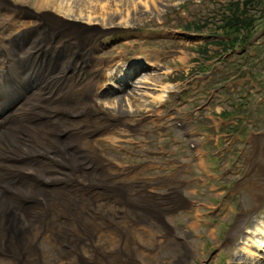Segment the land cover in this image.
Wrapping results in <instances>:
<instances>
[{
	"label": "rangeland",
	"instance_id": "374dc122",
	"mask_svg": "<svg viewBox=\"0 0 264 264\" xmlns=\"http://www.w3.org/2000/svg\"><path fill=\"white\" fill-rule=\"evenodd\" d=\"M5 1L9 0H0V9L5 5ZM25 1L28 2H24L22 6L30 9L35 4L33 2H36ZM68 1L71 7L67 6ZM230 1L64 0L62 2L66 6L63 7L64 10L57 4L54 7L46 6L45 9L61 11L66 18L72 17L76 22L88 23L76 27L80 31L94 34V38H89L90 44L98 38L100 30L103 31L98 43L101 41L106 46H97L100 49H96L94 58L98 68L107 70L108 74H113L116 70L112 61L116 56L119 58L122 50L127 57L126 67H129L132 61L141 60L140 58L155 61L156 66L151 65V68L140 70L132 74V77L128 74L126 79L129 84L126 88L124 86L123 93L119 88L126 85V81L118 80L113 74L114 77L110 79L113 84H117L115 91L107 89L101 92L98 86L93 93L100 81V77H97L93 90L91 88V93L88 94L92 96L90 100L96 105L95 108L114 123L109 127L108 138L104 136L93 140L100 153L115 166L139 167L127 175L125 182L142 178H147V181L155 179L156 185L149 186V190L157 194L158 202H164L162 199H165L164 196L169 193V189L178 185L187 199L182 196L181 191L173 190L167 195L171 199H165L172 203L167 207L168 210L163 208L162 214L158 211L157 213L149 211L145 212L146 215L141 213L145 201L140 208L141 211L134 210L127 204L140 196L130 188L124 196L119 192L121 198L126 201L124 206L116 207L112 201L108 203L95 201V207H92L90 213L93 214V211L99 213V210L103 209L114 213L116 216L105 218L109 220L115 217L110 220L121 225L120 236L124 244L130 238L134 241L138 236L144 245L150 248L146 251L138 245L131 244L135 252L123 251L127 256H135L143 264H264V252L253 249L257 255H262L261 259H253L249 253L241 251L244 246L250 247L241 243L245 232L260 221L264 224V57H262L264 51L258 50V54L255 53V64L254 50L250 55L234 56L235 53L231 52L224 61L221 60L225 58L223 56L225 52L217 46H209L212 53L209 59L198 54L203 41L215 42L226 39L218 36L224 34L221 29L217 33L216 25L226 16L231 6ZM9 3L5 5L8 15H0L1 41L8 40L12 34H16L21 25L29 27L38 23L32 16L14 17L13 25H10L7 19H10L12 13L8 17L9 12L14 13L15 8L14 4ZM79 7H84L85 10L80 13ZM248 8L250 11L245 14L247 18L255 13L256 15L264 13L262 5L258 7L251 5ZM34 11L36 14H42ZM97 20L99 22H96ZM110 24L113 25L107 27ZM187 24L194 27L190 29L191 33L183 31L187 29L185 27ZM197 24L199 26L205 24L202 27V34L193 35ZM254 25L256 26L252 44L262 42L261 49L264 50V19L260 18ZM129 27L149 28L151 39L137 43L131 34L111 36L121 31L119 28ZM15 43L21 44L20 41ZM242 48L238 47L241 50ZM105 62L106 65H102ZM1 63L0 58L2 67ZM217 63L223 67V71L216 69ZM250 76L253 82H250ZM185 77L187 79H183ZM108 82L110 80L106 78L103 82L104 87H108ZM173 85L180 90L178 94L182 96L180 100L176 99L175 94L168 93V89ZM185 86L189 89H185ZM78 87H81L80 83ZM107 94L111 98L137 97L140 101L133 99L131 101L133 105L130 106L133 109L128 110L129 106L123 105L119 108L111 100H106ZM160 94L168 95L162 105L153 101V98ZM153 109L156 115L154 121L149 118L148 112ZM173 111H180L189 127L196 132L191 137L194 139V149L190 146L192 140L186 138L185 132L176 128L172 122ZM223 111L233 116L223 119L220 114ZM127 122L132 125L130 128H127L129 125ZM201 132H204V135L200 136ZM226 134L229 136L226 137ZM81 144L84 147L86 143L82 141ZM72 146L68 147L69 151L77 150L76 147L71 148ZM225 146L226 149L222 150ZM160 147L161 150L157 151ZM44 148L45 145L42 144L41 149ZM150 152L158 153L166 157L167 161L176 164H168ZM156 163L162 168L153 169ZM109 168L110 172H120L114 167ZM163 176L174 177L178 183L158 184L157 178ZM191 178H200L201 183L191 182ZM78 181L82 182L80 178ZM112 185L114 189H122ZM147 187H142L143 195L147 194ZM150 199L148 197L147 200ZM191 201L198 204L193 205ZM126 213L137 221L131 224L128 217L126 224L122 226ZM144 220L151 221L153 227H156V233L139 226ZM97 221L100 224L104 223L103 219ZM173 231L178 241L174 237H169ZM108 234L110 233L101 232L98 236V240L105 246L111 245L116 239L115 236ZM94 237L91 241L96 245ZM246 237L251 238L248 235ZM108 239L109 241H106ZM38 243L45 251L47 264L55 262L65 264L64 261L59 262V248L56 249L54 241L42 237ZM218 248L221 250L211 257ZM83 249L93 254L87 246ZM107 255H113V252ZM208 260L209 262L205 263ZM0 261L2 264H13L9 259Z\"/></svg>",
	"mask_w": 264,
	"mask_h": 264
},
{
	"label": "bare ground",
	"instance_id": "6f19581e",
	"mask_svg": "<svg viewBox=\"0 0 264 264\" xmlns=\"http://www.w3.org/2000/svg\"><path fill=\"white\" fill-rule=\"evenodd\" d=\"M36 1L38 8H44L37 16V35L30 36L32 40H20V45L14 43L10 49V71L16 76L14 85H19L17 91H7L10 104L6 113L0 110V258L10 257L13 264H45V251L36 245L43 237L60 242L59 250L64 260L69 259L68 264H73L69 261L87 264V256L92 257L94 264H137L139 260L135 256H127L123 251L135 252L131 244L137 246L139 239L135 237L131 241L130 238L124 244L120 236L121 228L109 232L104 230L109 222L100 224L97 221L104 215L116 216L114 213L104 209L100 214L90 213L95 201L101 200L104 194H115L117 199L122 200L121 195L124 196L129 188L137 194L140 192L139 188L125 183L127 175L133 173L130 168L114 167L93 142L98 137L108 138L109 127L114 125L95 108L90 100L92 96L88 95L96 78L102 74L93 56L94 47L89 43L94 34L80 31L77 27L76 34L65 31L68 24L45 10L46 6L54 7L56 4L64 10V0ZM16 6L23 7L20 4ZM67 6L71 7L69 1ZM84 10V7H79L80 13ZM0 44L6 43L0 41ZM35 59L45 65V79L51 76L66 79L62 90L54 94L58 89L56 83L46 94L31 92L32 87L26 80L33 78L31 70ZM126 77L121 74V78ZM71 78L72 81L67 80ZM48 94L52 99L46 98ZM62 94L64 97L60 99ZM164 96L158 95L157 102H161ZM105 99L119 108L129 106L127 109L131 110V101L139 98H111L107 94ZM127 123V128H130L132 125ZM82 141L86 143L84 147ZM42 144L44 149H41ZM69 146L77 150L69 151ZM109 167L120 172H110ZM78 178L89 193H78L81 192L76 188ZM112 184L122 189H114ZM19 197L26 199L28 205L19 204L16 201ZM148 197L151 199L145 201L142 212L158 211L162 214L164 209L168 210V206L165 208L157 204L154 196ZM29 198H33L34 205H29ZM37 201L40 202L38 205ZM101 232L115 236V241L105 246L98 240ZM244 236L241 243L250 247L244 246L241 251L249 253L253 259H261L262 255H257L256 250L264 252L263 222L246 231ZM93 237L96 238V245L87 240ZM85 246L93 254L83 249ZM111 252L113 255H107Z\"/></svg>",
	"mask_w": 264,
	"mask_h": 264
},
{
	"label": "trees",
	"instance_id": "16d2710c",
	"mask_svg": "<svg viewBox=\"0 0 264 264\" xmlns=\"http://www.w3.org/2000/svg\"><path fill=\"white\" fill-rule=\"evenodd\" d=\"M233 7L231 8L232 10V13H230L228 16L226 15L225 16V20L219 24V27H222L225 29L226 31V35H232L235 34V33H239L240 36L239 37H242V43L246 44L249 40V37L247 38L246 37V34L243 35L244 31L245 30H250L255 21L261 17L260 16H251L250 18H247V17H242L241 16V12H243L244 14H246L247 11H249V8L248 6L249 5H252L253 3L255 4L257 1V3H260L262 1H259V0H233ZM243 3V5H242ZM262 17H264V13H262ZM202 26H204V24H200V26L197 24L195 25V27L198 29V30H201ZM235 40L237 41L238 39L235 38ZM235 40L234 41H231L230 44L231 46H234L235 44ZM224 115L223 116H229L230 113L225 111L223 113Z\"/></svg>",
	"mask_w": 264,
	"mask_h": 264
}]
</instances>
